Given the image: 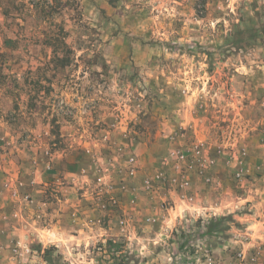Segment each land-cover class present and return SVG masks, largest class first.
<instances>
[{"label": "rangeland", "instance_id": "obj_1", "mask_svg": "<svg viewBox=\"0 0 264 264\" xmlns=\"http://www.w3.org/2000/svg\"><path fill=\"white\" fill-rule=\"evenodd\" d=\"M117 1L0 0V182L54 240L24 263L264 264L239 220L264 204V0Z\"/></svg>", "mask_w": 264, "mask_h": 264}, {"label": "crops", "instance_id": "obj_2", "mask_svg": "<svg viewBox=\"0 0 264 264\" xmlns=\"http://www.w3.org/2000/svg\"><path fill=\"white\" fill-rule=\"evenodd\" d=\"M143 1L144 0H122L121 2V0H118L117 4L123 3V5L129 6L131 11H133L139 10L137 3H142ZM9 177L11 178L6 180L5 183L8 189H10V193L7 189L5 190L3 188L4 183L0 182V264H25L24 259L34 258L31 252L29 254L26 252L30 250L31 245L36 241L42 245H45L44 243H46V241L51 244L54 240L46 235H42V239L36 240L34 232L38 229H36L37 224L32 222V211L28 210V207L19 201L17 190L14 187L16 178L14 179V176ZM20 181L22 182L21 178ZM210 191L206 190L205 192L208 194V197H205L203 191L202 194L198 196L200 201L198 203L199 205L187 206L186 208L176 206L174 209V219H179L182 213L186 211H193L194 209H199V211L201 209L202 211L203 209H207L205 206L200 205V203H202L203 199L205 200L211 196H217V192L210 193ZM262 193H264V191H262ZM175 202L178 203L179 201L175 200ZM253 207H257V210H250L251 212L249 211L248 214L240 217L239 220L247 226L246 229L253 230L251 233L252 238L257 236L264 237V221L262 220L264 218V204L261 205V208H259V205H253ZM219 211L222 210L220 209ZM226 211H228L227 213H233V207ZM258 217H261V219L257 220ZM57 229L60 228L58 227ZM46 230L52 232V235L56 232L53 227ZM224 258H226V254Z\"/></svg>", "mask_w": 264, "mask_h": 264}, {"label": "built area", "instance_id": "obj_3", "mask_svg": "<svg viewBox=\"0 0 264 264\" xmlns=\"http://www.w3.org/2000/svg\"><path fill=\"white\" fill-rule=\"evenodd\" d=\"M245 253L243 252H239L236 256V258H239V259H236L233 261V264H242L241 261L244 260L245 258ZM196 259V262H200V264H222L220 262V260L214 256L212 253L210 252H205L203 251L202 254L200 255V260L195 258ZM255 258H252V260H254Z\"/></svg>", "mask_w": 264, "mask_h": 264}, {"label": "trees", "instance_id": "obj_4", "mask_svg": "<svg viewBox=\"0 0 264 264\" xmlns=\"http://www.w3.org/2000/svg\"><path fill=\"white\" fill-rule=\"evenodd\" d=\"M219 220H221V219H219Z\"/></svg>", "mask_w": 264, "mask_h": 264}]
</instances>
